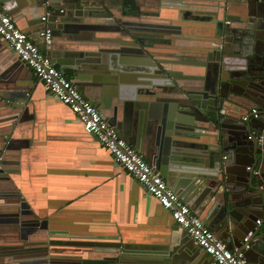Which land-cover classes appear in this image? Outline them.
I'll return each instance as SVG.
<instances>
[{
    "label": "water",
    "instance_id": "water-1",
    "mask_svg": "<svg viewBox=\"0 0 264 264\" xmlns=\"http://www.w3.org/2000/svg\"><path fill=\"white\" fill-rule=\"evenodd\" d=\"M193 1L159 0L155 17L141 16L145 0H0V5L42 50L48 46L55 63L74 70L77 87L157 171L165 176L169 170L181 172V161L197 165L174 190L190 199L192 210L230 247H239L250 262L264 264V0H216L214 10L190 6ZM193 9L199 14L194 19L212 24L203 33L213 40L210 49L192 51L189 40H177L184 28L175 18H191ZM46 27L50 44L40 36ZM89 32L104 38L98 51H61L53 45L71 44ZM13 54L15 65L24 64ZM117 65L131 75L119 77ZM12 70L0 68V89L17 86ZM122 82L130 84L124 88ZM25 89L0 95L9 110L2 115L10 133L16 130L14 121L33 117V97ZM256 107L259 117L252 114ZM6 141L0 150V178L8 177L11 166L5 156L16 144ZM10 216L2 222L8 221L3 229L13 241L43 229L44 221L22 201ZM177 227L168 243L151 247L66 237H42L37 247L32 242L27 248L0 245V264H49L59 254L54 250L58 244L72 251L68 264H198L205 250L187 229ZM91 249L104 255L91 257Z\"/></svg>",
    "mask_w": 264,
    "mask_h": 264
},
{
    "label": "crops",
    "instance_id": "crops-1",
    "mask_svg": "<svg viewBox=\"0 0 264 264\" xmlns=\"http://www.w3.org/2000/svg\"><path fill=\"white\" fill-rule=\"evenodd\" d=\"M215 2L216 0H194L190 6H204L208 7V10H214ZM159 3V0H145L140 6L143 13L141 16H157L156 7ZM197 11L193 9L191 18L185 19L182 15L175 18L176 24H181L184 28V33L182 32L177 40H189V49L192 51L210 49L213 42L211 37L203 34L204 29L212 28V24H202L204 20L201 22L194 19L199 15ZM102 39L104 38L98 33L89 32L74 38L75 41L71 44L55 42L53 45L61 51L71 48L78 52H95L98 51ZM47 51L48 46L45 52ZM13 53L10 45L0 37V68L6 71L13 67L12 75L17 84L15 89H0V95L6 92L11 96L10 93L19 92L20 86H25L28 96L33 97L29 105V115L33 117L21 123L14 121L13 128L16 130L11 133L6 131L7 122L2 114L8 113L9 110L1 104V101L6 99H0V141L3 140L0 142V150L4 151L3 146L8 138L16 143L8 150L9 155L5 156L11 166L8 177L0 178V245L18 243L27 248L32 242L34 247H37L36 244L43 240L42 237L102 241L116 239L122 243L147 247L168 243L179 225L171 211L164 208L135 177L123 169L95 136L84 130L80 118L68 105L46 90L29 66L25 63L15 65L17 60ZM180 55L183 53H176V57ZM62 58L70 61V56L63 54ZM119 58L116 61L119 60L118 63L122 65V58ZM194 59L188 60L195 63ZM53 63L75 80L72 68H63L59 63ZM116 69L119 77L121 73L125 76L131 75V72L123 70L124 68H121L123 71L120 70L119 65ZM129 84L130 82L121 83L124 88ZM12 97L10 99L16 103V99ZM7 102L6 104L11 103L8 100ZM135 149L140 152L136 147ZM144 158L148 161L145 156ZM181 162V172L169 170L165 176L156 170L173 190L181 180L189 178L192 174L188 172L192 173L197 166L190 161ZM187 189L183 188L184 192ZM180 196L184 199V195ZM184 200L188 203L190 199ZM21 201L27 205L32 216L44 223L41 224L42 231L39 229V233L32 232L29 236L20 238L18 242L11 239V233L6 238L7 232L3 227H7L9 223L2 220L6 217L12 219L10 213L18 209ZM258 219H263V214ZM57 246L54 250L59 254L53 261L49 258L47 262L68 264L71 257L67 254L72 251L67 245ZM90 252V256L95 258L104 255L92 249ZM0 256H3L1 251ZM33 259H37L35 263L39 262L38 256ZM211 261V256L205 252L200 256L198 264H210Z\"/></svg>",
    "mask_w": 264,
    "mask_h": 264
},
{
    "label": "built area",
    "instance_id": "built-area-1",
    "mask_svg": "<svg viewBox=\"0 0 264 264\" xmlns=\"http://www.w3.org/2000/svg\"><path fill=\"white\" fill-rule=\"evenodd\" d=\"M47 15L48 12L42 20L46 21ZM40 36L44 38L45 44L51 43L50 28L43 29ZM0 37L34 71L47 91L71 108L82 121L84 130L95 136L123 169L135 177L164 208L171 211L175 222L187 229L196 243L211 256L210 264H249L244 251L237 246L230 247L192 210L189 203L170 188L154 166L121 135L116 126L103 117L99 108L85 96L74 80L55 66L45 50H42L36 40L16 24L14 18L1 5ZM260 110L254 108L253 116L259 117ZM243 118L246 119V116ZM261 222L262 219L256 221L257 224ZM252 233L253 231H250L247 234L244 242ZM248 246L246 244V247Z\"/></svg>",
    "mask_w": 264,
    "mask_h": 264
}]
</instances>
